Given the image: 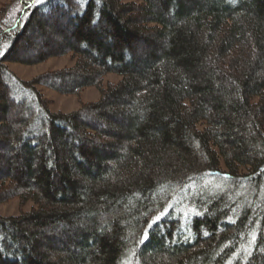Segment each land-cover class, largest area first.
Masks as SVG:
<instances>
[{
    "label": "trees",
    "instance_id": "16d2710c",
    "mask_svg": "<svg viewBox=\"0 0 264 264\" xmlns=\"http://www.w3.org/2000/svg\"><path fill=\"white\" fill-rule=\"evenodd\" d=\"M16 1L0 203L32 206L0 215V264H264V0ZM38 86L99 96L52 112Z\"/></svg>",
    "mask_w": 264,
    "mask_h": 264
},
{
    "label": "rangeland",
    "instance_id": "374dc122",
    "mask_svg": "<svg viewBox=\"0 0 264 264\" xmlns=\"http://www.w3.org/2000/svg\"><path fill=\"white\" fill-rule=\"evenodd\" d=\"M10 7L8 17L14 19L17 12L21 9V4L16 0H0V8L2 6ZM74 60L70 55L51 57L44 62L35 65H22L19 63H7V67L23 80H30L38 74L46 71H52L64 67L71 66ZM115 74H108L104 77L103 83L108 81L114 82L118 80ZM38 90L49 103V109L52 112H71L80 107L81 104L94 101L98 98L99 93L96 87H87L83 89L79 95H62L45 86H38ZM32 206L29 201L20 204L19 200L13 198L9 201L0 203V215L9 216L17 215L20 212L28 211Z\"/></svg>",
    "mask_w": 264,
    "mask_h": 264
},
{
    "label": "snow or ice",
    "instance_id": "6c2138e0",
    "mask_svg": "<svg viewBox=\"0 0 264 264\" xmlns=\"http://www.w3.org/2000/svg\"><path fill=\"white\" fill-rule=\"evenodd\" d=\"M44 0H37V3H43ZM95 22V21H94ZM160 217H157L156 220H159ZM155 222V221H154ZM145 239H147V235H145Z\"/></svg>",
    "mask_w": 264,
    "mask_h": 264
}]
</instances>
